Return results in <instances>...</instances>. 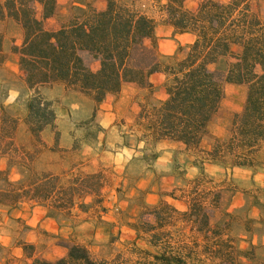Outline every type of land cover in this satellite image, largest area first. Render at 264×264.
<instances>
[{
	"label": "trees",
	"instance_id": "16d2710c",
	"mask_svg": "<svg viewBox=\"0 0 264 264\" xmlns=\"http://www.w3.org/2000/svg\"><path fill=\"white\" fill-rule=\"evenodd\" d=\"M91 1L82 5L75 2L77 11L50 31L43 20L54 15L56 0H0V23H14L22 34L21 44L11 49L18 54L19 77L29 92L23 121L32 137L40 140L42 130L56 118L52 101L40 90L42 86L62 83L97 106L108 94H118L124 82H134L151 91L149 76L161 72L166 77L165 97L142 104L135 119L144 147H154L160 141H179L186 151L204 154V162L223 164L228 158L233 167H253L255 152L264 142V21L252 9L251 0H201L193 9L185 6L186 0H153L156 16L127 0H104L103 9L94 8ZM38 5L41 18L37 15ZM159 22L170 25L174 33L193 36L181 58L159 53L155 36ZM3 38L0 31V51ZM146 39L151 41L150 47ZM226 56L232 60L226 65L224 81L245 85V102L241 112L233 115L227 136L215 138L208 150H202L200 141L224 93L222 80L209 65ZM2 60L0 57V63ZM94 62L99 64L96 70L92 69ZM16 127L17 120L1 110L0 138L8 134L7 144L14 145ZM98 174L74 175L63 183L58 174L33 173L28 181L12 182L8 171L0 170V181L8 185V189L0 190V203L15 206L28 198L70 216L75 206L84 210V202L78 199L88 194L100 196ZM206 178L202 171L191 183L196 188L211 184ZM184 201L187 208L173 209L174 212L211 232L202 202L197 197ZM153 219L154 224L149 220L141 224L145 232L151 233L147 242L156 248L162 244L158 229L163 218L157 214ZM199 227L196 230L202 231ZM215 237L216 244L224 243ZM22 248L32 255L33 245L23 243ZM160 248L150 252L152 264H192L190 254L181 255L169 246ZM214 251H220L219 245ZM27 264L106 262L94 255L87 244L74 240L67 244L65 256L54 261L36 256Z\"/></svg>",
	"mask_w": 264,
	"mask_h": 264
},
{
	"label": "rangeland",
	"instance_id": "374dc122",
	"mask_svg": "<svg viewBox=\"0 0 264 264\" xmlns=\"http://www.w3.org/2000/svg\"><path fill=\"white\" fill-rule=\"evenodd\" d=\"M127 1H131L142 11L156 16L153 0ZM200 1L186 0L185 6L193 9ZM218 1L227 2L228 0ZM75 2L82 5L85 4L86 0H56L55 13L45 23V28L50 31L58 28L61 22L67 20L70 15L77 11L74 6ZM91 5L96 9H103L105 1L92 0ZM251 7L264 21V0H251ZM37 15L41 18V7L39 5L37 6ZM161 25L165 24L159 22L156 28ZM159 30L160 28H158ZM0 31L7 36L6 42L11 40L10 36L16 37L18 32L20 33L19 28L14 23L7 22L0 23ZM160 33L162 35L159 37L155 35L156 42L158 38H170L166 30L163 29ZM144 42L146 46H151L149 39H146ZM186 45H178L173 54L181 58L185 54ZM0 57H4V55L0 54ZM231 60L230 57L226 56L217 63L209 65L210 69L215 71L218 78L222 80L224 93L218 109L207 125L206 133L200 141L199 148L202 150H208L215 138L227 136L233 115L241 112L245 102L246 86L224 81L226 65ZM3 79V87L0 90V101L6 93V89L14 84V79L12 77L8 78L4 73ZM64 90H62L60 83L51 85L49 89H43L44 92L50 91L48 96L51 99L47 95H44L52 101L56 114L54 123L47 126V130L50 133L52 132L54 139L50 147L43 141L41 134L40 140H36L32 137L29 130L22 127L27 111L24 100L18 99L12 105L1 107L0 114L1 110H3L10 118L17 120L14 145L7 144V142H10L9 137H7L9 136L8 134L5 135L6 137L0 138V155H5L8 159V168L6 170L8 171L9 179L12 182L28 181L29 179L27 178L33 173L40 175L51 173L58 174L60 181L64 183L74 175L99 173L98 182L102 185L100 196L96 197L88 194L77 201L84 202V210L93 205L100 206L104 197L108 196H111V200H117L118 203L121 201L125 202L128 199V195L132 192V187L144 175L147 162L155 154L153 153L155 146L144 147V154L132 157L128 161L123 160L124 163L121 162L117 168H114L112 165H105L104 161H97L94 159L96 154L107 149L103 141L99 144L101 128L94 121L97 106L87 96L76 91L71 92L73 90L66 87ZM24 93L26 94L27 92L25 91ZM58 122L63 125L61 129L58 128ZM68 127L72 128L70 131V137L72 138L71 148L63 147L64 141L60 138L62 130ZM121 130L124 137L122 145L129 147L132 144L135 145L138 140L141 141L139 139L141 129L138 126L133 128V134L130 133L129 127ZM48 150L55 153V158L48 159L52 163L51 166L56 165L54 166V171H44L46 159H44L43 155L46 151L49 152ZM190 154L193 156L192 162L199 168L198 173L193 176L185 175L184 164L182 165V162L176 164L179 172V183L170 191L163 192L164 197L155 206L156 209H150L142 205L144 199L143 192H135V195L129 198L128 202L130 204L133 202L140 207L136 215L124 211V215L121 216L123 226L134 229L135 235L132 236L125 233L126 231H120V228L119 231L114 229L113 232L116 235L110 236V242L118 240L120 235H122L123 240L119 239V243L116 246L110 245L101 248L98 255L92 252L94 255L103 259L106 264H152L150 252L158 251L163 246H169L171 250L179 252L181 255L190 254L191 260H188L192 264H264V185L261 184V182L264 184V142L260 144L259 149L255 152V165L250 168L252 169V175L246 182L247 184L241 182L244 179V177H241L243 175L233 177L229 170L224 169L233 167L228 158L223 164H218L221 167V172H218L206 168L208 162L202 161L205 157L204 154L200 152H190ZM200 164H203L201 169L199 167ZM222 168L224 171H222ZM202 171L207 176L206 179L211 181V184L196 188L191 182L194 178L200 176ZM2 189H8V185L3 180L0 181V190ZM217 194L219 195L218 197L216 196ZM169 197L183 201L186 208L187 204L184 199L197 197L204 207L202 212L208 214L211 232L205 231L204 226L193 224L174 212L173 209H178L168 203L167 199ZM212 199L216 201L213 202ZM22 201L34 202L28 198L20 202ZM164 202L168 205H165ZM215 202L217 203L215 204ZM0 205H6V207L0 206L1 217L6 215L7 208L9 210L14 208V206L4 203H0ZM128 209L131 211L132 205H129ZM48 212L54 213L59 219H70L72 222L78 223V219L70 218L75 215L73 211L70 216L65 214V212H57L55 210H48ZM157 214H160L163 218L162 222H159L162 224V227L158 229V233L162 237V244L156 248L150 246V244V247H147V239H149L151 233L145 232L144 226L141 223L143 220H149L153 223V216ZM128 219L131 221L129 222ZM192 225L193 229H191ZM197 226H200L199 228H202V231H197ZM125 227L124 230H127ZM126 234L128 235L124 237ZM215 236L224 243L216 244V241H214ZM254 237L257 238V244L252 245L250 242ZM74 240L92 245L90 239L82 242L77 237L67 240V244ZM218 245L220 253L214 251V248ZM3 252L4 250L0 248V254H4ZM218 254H220L219 257H215ZM10 264L15 263L10 262Z\"/></svg>",
	"mask_w": 264,
	"mask_h": 264
},
{
	"label": "crops",
	"instance_id": "0c3cea01",
	"mask_svg": "<svg viewBox=\"0 0 264 264\" xmlns=\"http://www.w3.org/2000/svg\"><path fill=\"white\" fill-rule=\"evenodd\" d=\"M50 18L48 17L43 20L44 25ZM158 28H160L159 31ZM158 28H155V35L157 37L162 35L160 31L163 29L170 36V38H158L157 40V49L163 55L173 54L178 45H186L193 40V36L189 33H174L170 25L165 24ZM56 29L54 28L52 30ZM172 33L173 35H171ZM6 39L7 36L4 34L2 49L0 51V54L4 55L0 63V90L4 82L3 73L8 78L12 77L14 84L6 89L7 91L0 101V109L2 106L12 105L18 99L24 100L26 105V100L29 95L24 82L19 77L18 54L11 49L13 45L21 44L22 34L18 32L16 37L10 36L11 40L8 42H6ZM98 66V62H94L92 69L96 70ZM165 78V75L161 72L152 73L149 76V81L153 85L151 91L147 88L140 87L134 82H124L118 94H108L97 105L94 121L101 128L99 144L103 141L107 149L96 154L94 159L100 162L104 161L106 163L105 165H112L114 168H117L121 162L124 163L123 160L128 161L132 157L144 154L143 141L138 140L135 145L132 144L129 147L122 145L124 137L121 129L129 127L130 133L133 134V128L137 127L135 119L140 110V106L146 102L155 103L165 97L163 90ZM57 83L59 82L51 85H56ZM60 84L62 90H64V84ZM51 85L42 86L40 88L41 92L48 96L50 91L44 92L43 89H49ZM25 91L27 92L26 94L24 93ZM48 98L50 97L48 96ZM58 123V128L61 129L63 125L60 122ZM22 127L28 130L24 122L22 123ZM71 130V127L62 130L60 138L64 141L63 147L71 148L72 146V138L70 137ZM41 137L49 147L52 145L54 141L53 134L47 130V127L42 130ZM153 150L155 156L147 162L144 175L138 179L132 187V192L128 195L129 199L135 195V192H143L144 199L142 205L147 207H155L160 199L164 197L163 192L170 191L179 183V172L176 164L179 162H182V165L184 164L183 166L186 170L185 175L193 176L199 171L196 164L192 162V154L186 151L185 145L182 142L170 140L160 141L155 144ZM48 151L43 155L44 159H46L44 171H54V166L56 165L51 166L52 163L48 159L55 158V153L50 150ZM7 160L5 155H0V170H6L8 168ZM206 168L211 171L221 172V167L215 163H207ZM224 169L229 170L233 177L243 175L241 177H244V179L241 182L244 184H247L246 182L252 175V169L248 167ZM224 169L222 168V171ZM261 184L264 185L263 182ZM128 199L125 202L121 201L118 203L117 200H111V196H108L104 197L100 206L93 205L87 210H80L75 206L72 210L75 215L70 218L78 219V223H75V221L72 222L70 219H59L51 215L46 206L37 204L36 202L22 201L11 210L7 208L6 215L0 216V248L4 250V254H0V264H10V262L26 264L36 256L50 261L57 260L66 255L67 240L74 237H77L82 242L90 239L92 245L90 244L88 247L96 255L99 254L101 248L110 245L116 246L119 243V239L123 240V238L120 235L118 240L116 239V241L110 242V236L116 235L113 232L114 229L119 231L120 228V231H126L125 233L132 236L135 235L134 229L125 227L121 223V216L124 215V211L136 215L138 208H140L133 202L130 204ZM167 200L168 203L180 211L186 209L184 202L181 200L172 197H169ZM129 205H132L131 211L128 209ZM0 206L6 207V205ZM117 209L120 210L117 211L118 213L115 212ZM128 221L130 222L131 220L128 219ZM124 227L127 230H124ZM23 243L33 245V253L31 256L24 252L22 248ZM250 243L252 245L257 244V238L254 237ZM147 247H150L148 242Z\"/></svg>",
	"mask_w": 264,
	"mask_h": 264
}]
</instances>
